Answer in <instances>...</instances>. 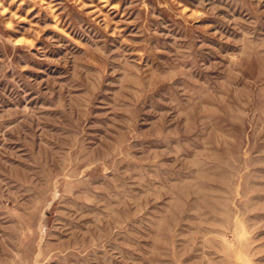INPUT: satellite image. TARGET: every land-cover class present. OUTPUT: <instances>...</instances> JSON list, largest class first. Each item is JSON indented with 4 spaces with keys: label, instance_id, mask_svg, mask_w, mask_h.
Returning <instances> with one entry per match:
<instances>
[{
    "label": "rangeland",
    "instance_id": "rangeland-1",
    "mask_svg": "<svg viewBox=\"0 0 264 264\" xmlns=\"http://www.w3.org/2000/svg\"><path fill=\"white\" fill-rule=\"evenodd\" d=\"M0 264H264V0H0Z\"/></svg>",
    "mask_w": 264,
    "mask_h": 264
},
{
    "label": "bare ground",
    "instance_id": "bare-ground-1",
    "mask_svg": "<svg viewBox=\"0 0 264 264\" xmlns=\"http://www.w3.org/2000/svg\"><path fill=\"white\" fill-rule=\"evenodd\" d=\"M223 152H222V151ZM220 151H216L215 153H220V155H221V157H222V155H223V153H224V151H225V148H224V146L222 147V149H221Z\"/></svg>",
    "mask_w": 264,
    "mask_h": 264
}]
</instances>
